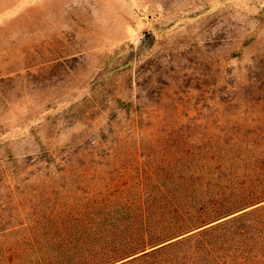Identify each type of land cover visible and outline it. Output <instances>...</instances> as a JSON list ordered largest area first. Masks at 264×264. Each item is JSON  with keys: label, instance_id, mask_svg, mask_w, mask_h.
Here are the masks:
<instances>
[{"label": "rangeland", "instance_id": "374dc122", "mask_svg": "<svg viewBox=\"0 0 264 264\" xmlns=\"http://www.w3.org/2000/svg\"><path fill=\"white\" fill-rule=\"evenodd\" d=\"M263 174L264 0H0V264L76 262L174 182ZM235 230L123 264H264V229Z\"/></svg>", "mask_w": 264, "mask_h": 264}, {"label": "trees", "instance_id": "16d2710c", "mask_svg": "<svg viewBox=\"0 0 264 264\" xmlns=\"http://www.w3.org/2000/svg\"><path fill=\"white\" fill-rule=\"evenodd\" d=\"M203 157L206 161L214 159L209 152ZM184 172L190 177L201 173V176L209 177L215 173L207 165L199 171L188 167ZM158 188L164 187L159 185ZM165 190L171 193L170 198L152 203L158 211L162 209L159 214L141 213L123 219L124 227L112 237L111 243L86 254L76 251L78 261L69 264H123L174 242L202 239L212 243L208 236L220 229L229 228V232L236 229L239 233L248 227L264 229V203H261L264 201V181L248 187V181L199 183L189 178L187 183L174 182ZM139 206L147 205L143 201ZM250 215H258L263 221L248 224L245 220Z\"/></svg>", "mask_w": 264, "mask_h": 264}]
</instances>
